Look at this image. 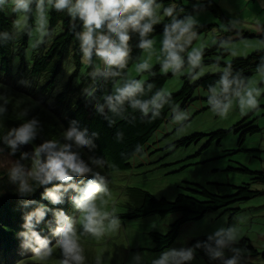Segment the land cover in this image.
<instances>
[{
    "label": "trees",
    "instance_id": "trees-1",
    "mask_svg": "<svg viewBox=\"0 0 264 264\" xmlns=\"http://www.w3.org/2000/svg\"><path fill=\"white\" fill-rule=\"evenodd\" d=\"M187 1L190 3L197 2V0ZM170 2L171 0H163V5L167 6ZM202 2L205 4V12L210 11L219 19L227 21L226 15L214 0H211L210 5L207 0H202ZM179 4L185 9V13L178 15L177 19H184L185 14H194L192 5H185L183 2ZM200 12H204L203 9ZM49 17V27L54 30V39L51 40L52 33L50 32L42 43L36 44V47L33 48L31 47L32 36L30 38L29 35L24 34L18 39L14 38L12 22L15 17L0 14V84L4 85L0 88V96L3 97V99H0V103H3L5 99L7 100V104H5L7 111L0 115V258L10 259L21 255L28 259L37 258L32 247L25 246L23 237L20 234L27 231L25 227L27 216L35 212L40 205L43 204L51 210H66L70 215L74 213V209L70 204V196L68 197L69 203L66 206L51 204L43 198L45 190L51 189L59 183L58 181L53 180L47 184L39 185L29 178L28 183L35 191L20 193V182L18 180L13 182L8 173L13 166H16L13 163L16 161L14 157L20 160L17 161L20 166H24L25 162L20 151H13L7 146L4 137L8 136L6 132L8 128L13 129L22 122L37 119L39 121L37 135L31 141V144L33 143L39 147L50 139H56L60 144H74L72 141H67L63 133L75 126L80 133L86 132V139L91 141L89 147L82 149L86 162H88V157L106 159L116 165V170H126L131 168V159L136 154H142L146 145L152 141L154 135L168 118L176 114L173 109L178 110L177 113L186 110L192 102L197 100L196 96L200 90L207 91L208 86L215 83L219 78V72L208 74L198 80H192L187 75L184 77V87L178 95L162 96L161 100L157 101V103L162 104V107L150 106L151 110L145 114L139 106H133L132 100L138 99L141 102L152 100L158 92L162 91L167 80L175 77L172 72L162 74L159 72L160 65H156L153 67V71L157 73L155 76L143 72L144 74L148 73V78L144 83V92L138 93L134 98L125 100L123 104L117 106L120 111L110 116L106 109L109 106L105 97L112 94L116 81L124 79L128 75L129 69L140 62L144 53V50L135 47L139 43L138 34L130 41L133 45L132 59L125 69L120 70L121 76L100 78L98 80L99 89L95 93L96 99H92L83 94V89L89 87L93 82L92 78L88 76L92 68L81 63L82 53L79 42L75 40L73 33L69 30L70 17L57 13L54 9L49 11ZM169 19L164 17L163 21L155 26V31L150 34V38L153 39L163 34L164 24ZM29 23H33V21H29ZM212 28L213 25H200L198 36L207 29L211 30ZM80 30L78 26L77 31ZM4 33H7V36ZM258 33L264 39V32L261 31L260 27ZM234 34L240 35V32H234ZM249 36V34H246L242 38ZM192 45L188 46V51L191 50ZM217 49H219V46L212 50H204V58L209 57ZM181 55L186 62L184 67L187 68V52L181 53ZM95 59L94 56L93 61ZM262 60H264V52H257L246 59H235L230 64L233 69L242 70L243 75L251 79L255 74H258L256 71L257 65ZM68 63L71 66L75 65V70L71 72L66 82L61 83L63 71ZM211 63L213 62H205V64ZM141 78L142 76L138 79ZM149 84L153 85L151 89L148 87ZM100 105L104 107L103 112L98 111ZM250 117L244 118L231 130H220L209 135L193 134L178 141L174 148L191 146L200 142L204 137H209L206 149L213 145L214 142H210L213 137H217L215 141H220L228 133L235 131L241 133L237 145L242 150L248 135H254L261 131L260 127L254 126L255 122L248 121ZM73 121H75L74 125ZM7 154L12 155L13 160L11 162H9ZM44 160V154H41V162L43 163ZM242 171L255 175L252 184H264V172L254 173L246 168H243ZM252 184L235 187L236 194L230 196L212 194L206 187L193 184L190 185L192 188L186 189L190 194H179L174 201L157 198L148 191L134 188L130 191L133 193L134 200L137 201L133 202L135 210L121 215L120 218L136 220L151 214L167 217L170 214L179 213L180 218L171 225V229L166 235L151 234L156 244L154 251L162 252L172 248L185 224L200 221L211 212L258 196L260 192L252 190ZM32 224L33 230L41 238L54 242L55 237L52 236L50 231V228L56 227L53 211H47L39 223L33 217ZM197 242L202 245L209 243L212 249L216 248L215 241H208L206 237L192 240L190 248H193ZM233 249L239 251H233ZM195 250L210 264L217 259L213 252L207 248L201 247ZM222 251L234 253L240 257H261L264 261V252L258 251L246 239L230 243ZM57 256L62 258L61 253ZM88 264L97 263L89 262Z\"/></svg>",
    "mask_w": 264,
    "mask_h": 264
},
{
    "label": "clouds",
    "instance_id": "clouds-1",
    "mask_svg": "<svg viewBox=\"0 0 264 264\" xmlns=\"http://www.w3.org/2000/svg\"><path fill=\"white\" fill-rule=\"evenodd\" d=\"M207 3L210 5L211 0H207ZM51 9L70 17L69 30L79 42L82 53L81 63L92 68L88 76L93 82L83 89V94L88 98L96 99L95 93L99 89L98 80L100 78L121 76L120 70L125 69L132 59L133 45L130 41L136 34L139 36V43L135 47L148 54L142 62L135 65L139 73L148 72L152 76L157 74L153 71L151 63L153 55L160 63L162 74L171 71L176 76L178 73L187 72L192 80H196L209 70L208 66L203 64V45L192 46L190 51L187 50L188 46L199 38L198 17L201 9L206 11L202 0H197L193 5L194 14H185L182 20L177 19V16L185 13V9L176 0H171L167 6L163 5V0H0V14L15 17L12 22L14 38L18 39L24 34L31 38L34 34H38L37 44L42 43L50 32L52 33L51 40L54 39V30L49 27ZM162 17L170 19L164 24L160 41L159 53L164 54L161 60L155 48L154 38H150V34L155 31V26L163 21ZM256 22L264 32V23H261L259 19ZM234 23L235 21L229 22L227 25L229 30ZM78 26L80 31H77ZM4 35L7 36V33ZM212 43L218 44L233 56L237 54L235 49L230 47L232 43L230 40L213 38ZM261 43L264 44V39ZM31 47H36V44H31ZM185 52H187V69L184 67L185 59L181 55ZM94 56L100 63L96 64L95 60L93 61ZM93 65L95 66L92 67ZM71 70H75V65ZM211 70L219 72L218 80L208 86L206 93L207 103L215 116L226 120L234 108H238L241 115L259 109V98L264 94V88L256 86L253 80L243 75L242 70L233 69L231 64L221 66L218 62L212 65ZM256 71L264 79V60L257 65ZM64 82L66 80L61 81V83ZM144 83V80L130 76L123 87H120V82L116 81L115 95L112 89V94L105 97L109 106L106 108L109 115L112 116L117 111L119 112L117 106L123 104L125 100L136 97L138 93H143ZM2 87L4 85L0 84V88ZM148 87L151 89L153 85L149 84ZM163 95L162 90L150 101L141 102L133 99L132 104L134 107L139 106L147 114L151 107H162V104L157 101L161 100ZM168 95L171 93L169 92ZM0 99L3 97L0 96ZM5 104H7L6 99L0 103V115L7 111ZM103 110V105H100L98 111L103 112ZM173 111L176 110L173 109ZM172 117L173 115L170 118ZM173 119L178 122L188 120L189 113L177 114ZM38 123L37 119H32L22 122L18 127L6 130L8 136L4 139L7 146L13 151H20L25 162L24 166H20L17 162L20 160L14 157L16 161L13 163H16V166L9 170V178L13 182L17 180L20 182L21 194L35 191L28 183L29 178L39 185L53 180L58 181L59 183L51 189L45 190L43 198L51 204L66 206L70 196V204L75 214L70 215L66 210H51L42 204L35 212L27 216L25 225L27 231L20 235L23 237L25 246L32 247L34 255L41 262L51 258L56 249H59L62 257L60 264H85L87 258L81 238L90 235L99 239L106 232H118L121 228V218L116 214V209L109 211L106 207L108 198L111 196V182L105 170L108 168L113 171L119 170H116L115 164L106 159L88 157V162H86L82 149L89 147L91 141L86 139V132L80 133L75 126L63 133L64 138L74 144H60L56 139H50L39 147L31 144L37 135ZM74 124L75 121H73ZM179 132L178 128L177 133ZM149 144L146 145L143 153L150 147ZM41 154L45 157L43 163ZM142 154H136L131 159L130 166L134 158ZM7 157L13 159L11 154H7ZM47 211H53L55 217L56 227L50 228L52 236L55 237L54 243L52 240L41 238L33 230V217L39 223ZM239 239L241 236H237L236 229L220 228L208 236V241H215V249H212L209 243L202 245L197 242L193 248L187 251L182 250L179 253L174 252L172 256L179 257L175 264H179L180 260L192 261L195 249L204 247L212 251L215 257H222L224 255L222 249L230 242ZM233 251L239 250L233 249ZM97 264H100L99 258ZM153 264H169V255L165 254L160 260L153 261ZM225 264H237V258L228 259Z\"/></svg>",
    "mask_w": 264,
    "mask_h": 264
},
{
    "label": "rangeland",
    "instance_id": "rangeland-1",
    "mask_svg": "<svg viewBox=\"0 0 264 264\" xmlns=\"http://www.w3.org/2000/svg\"><path fill=\"white\" fill-rule=\"evenodd\" d=\"M224 12L227 21L219 19L212 12H200L198 17L200 25H213L211 30L202 32L192 46L203 45V51L212 50L218 44H213L212 39H227L232 41L230 47L235 49L233 56L229 51L219 46L213 54L203 58V64L208 66L202 78L208 74H214L211 67L215 63L221 66L230 64L235 59H246L257 52H264L262 38L258 35L260 27L257 19L264 23V0H214ZM185 5H194L187 0H176ZM163 20V17H162ZM161 20V21H162ZM231 30L228 28L229 22H233ZM234 32L239 33L234 34ZM243 32V33H241ZM246 34L249 37L242 38ZM163 34L156 36L155 48L157 53L161 47L160 41ZM38 34H34L31 44H37ZM45 39V38H44ZM144 51L140 62L147 57ZM226 55V56H221ZM161 60L164 54H160ZM212 61L211 64L205 62ZM139 62V63H140ZM95 63H100L97 58ZM151 63L154 66L160 65L156 56H152ZM72 66L67 64L63 71L62 81L69 78ZM187 69V68H185ZM183 71V70H182ZM84 72V71H83ZM161 72V71H159ZM171 72V71H170ZM169 73V72H168ZM184 74H177L167 80L162 90L163 96L178 95L184 87ZM128 76L142 80H147L148 73H139L132 66L128 75L119 84L127 82ZM198 80V79H196ZM251 80L256 86L264 88V79L259 74H255ZM115 87L113 95H115ZM171 95H168V93ZM207 91L200 90L197 93V100L191 103L186 110H176L177 114L189 113V119L178 122L172 118L163 124L150 142V147L132 161V166L126 170L113 171L108 168L106 175L110 180L111 196L108 198L107 210L116 209V214L121 217L123 214L135 210L133 202L132 188H139L150 192L157 198H166L174 201L179 194H190L187 188L197 184L209 189L212 194L219 196H230L236 194L235 187L250 185L253 183L255 175L243 172L246 168L254 173L264 172V94L259 98V109L249 111L246 115H241L238 108H234L228 119L222 120L215 116L207 103ZM247 116H251L248 121L255 122L254 126L260 127L261 131L249 134L241 150L237 143L241 133L232 131L220 141H215L213 137L210 142H214L211 147L205 149L209 142V137H204L200 142L191 146L174 148L175 144L192 136L193 134L209 135L220 130H231ZM180 132L177 133V129ZM23 146V144H21ZM201 153V155H199ZM199 155V156H198ZM9 162L13 159L9 158ZM16 164V163H15ZM252 190L259 191L260 194L251 200L233 203L228 207L216 210L207 214L202 220L185 224L181 234L172 248L155 252L156 244L151 237L152 233L166 235L175 223L180 214H170L167 217H160L155 214L148 215L141 219L130 220L121 218V228L118 232H106L99 239L90 235L81 238L85 249L86 262H96L99 258L100 264H153V261L160 260L165 254L169 255V264H175L179 257H173L172 253L187 251L192 240L206 237L213 234L220 228L236 229L237 236H241L236 243L242 239L249 240L260 252H264V184H252ZM75 214V213H73ZM54 243V242H53ZM222 257H217L214 263L225 264V261L237 258V264H264L261 257H240L234 253L223 252ZM60 250L56 249L54 255L46 261H39L37 258H26L18 256L15 258H0V264H60ZM179 264H210L201 257L200 253L194 251L192 261L180 260Z\"/></svg>",
    "mask_w": 264,
    "mask_h": 264
}]
</instances>
